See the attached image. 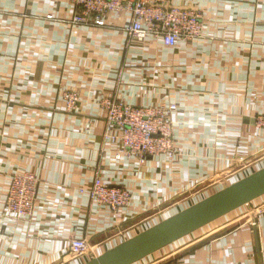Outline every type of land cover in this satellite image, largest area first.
I'll return each instance as SVG.
<instances>
[{"label": "crops", "instance_id": "1", "mask_svg": "<svg viewBox=\"0 0 264 264\" xmlns=\"http://www.w3.org/2000/svg\"><path fill=\"white\" fill-rule=\"evenodd\" d=\"M170 6L200 11L203 37L137 42L127 16L75 26L69 0H0V264H86L67 259L72 239L105 254L264 168V0ZM103 97L176 105V155L118 158ZM97 171L132 193L130 208L91 202ZM17 173L40 179L30 220L6 214ZM136 264H264V196Z\"/></svg>", "mask_w": 264, "mask_h": 264}, {"label": "built area", "instance_id": "2", "mask_svg": "<svg viewBox=\"0 0 264 264\" xmlns=\"http://www.w3.org/2000/svg\"><path fill=\"white\" fill-rule=\"evenodd\" d=\"M74 7L72 24L75 26L104 27L111 15L129 17L124 31L129 39L145 42L149 38L162 40L167 47L179 41L201 39L204 20L200 11L180 6H170V0H69ZM67 111L77 109L79 95L75 89L63 93ZM98 105L106 111L104 139L121 142V156L135 157L144 164L149 157H174L176 155L175 121L172 119L176 105L159 107H134L116 97H103ZM256 128L264 129V116L257 117ZM40 179L33 173H17L11 178L6 199V214L17 220H30L38 199ZM91 202L112 211L131 207L132 193L112 186L101 179L97 171L92 186L87 191ZM103 255L97 245L86 239H72L68 260L82 257L97 259Z\"/></svg>", "mask_w": 264, "mask_h": 264}, {"label": "water", "instance_id": "3", "mask_svg": "<svg viewBox=\"0 0 264 264\" xmlns=\"http://www.w3.org/2000/svg\"><path fill=\"white\" fill-rule=\"evenodd\" d=\"M264 196V168L86 264H136Z\"/></svg>", "mask_w": 264, "mask_h": 264}]
</instances>
